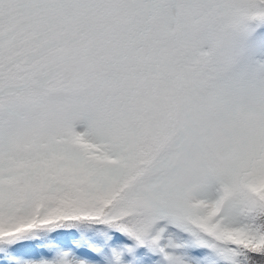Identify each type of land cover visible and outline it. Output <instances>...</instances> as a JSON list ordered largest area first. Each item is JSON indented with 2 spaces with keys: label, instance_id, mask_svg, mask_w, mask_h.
<instances>
[{
  "label": "snow or ice",
  "instance_id": "1",
  "mask_svg": "<svg viewBox=\"0 0 264 264\" xmlns=\"http://www.w3.org/2000/svg\"><path fill=\"white\" fill-rule=\"evenodd\" d=\"M0 264H264V0H0Z\"/></svg>",
  "mask_w": 264,
  "mask_h": 264
}]
</instances>
